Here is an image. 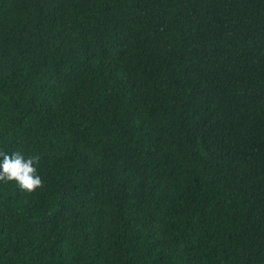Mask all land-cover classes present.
<instances>
[{"label": "trees", "instance_id": "1", "mask_svg": "<svg viewBox=\"0 0 264 264\" xmlns=\"http://www.w3.org/2000/svg\"><path fill=\"white\" fill-rule=\"evenodd\" d=\"M0 264H264V0H0Z\"/></svg>", "mask_w": 264, "mask_h": 264}, {"label": "clouds", "instance_id": "2", "mask_svg": "<svg viewBox=\"0 0 264 264\" xmlns=\"http://www.w3.org/2000/svg\"><path fill=\"white\" fill-rule=\"evenodd\" d=\"M38 157H25L20 152L11 155L0 151V182L14 181L16 186L29 193L42 185L41 177L37 174Z\"/></svg>", "mask_w": 264, "mask_h": 264}]
</instances>
